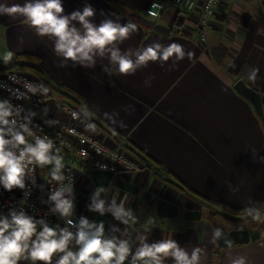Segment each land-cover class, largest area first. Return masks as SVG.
Returning a JSON list of instances; mask_svg holds the SVG:
<instances>
[{
    "label": "crops",
    "instance_id": "crops-1",
    "mask_svg": "<svg viewBox=\"0 0 264 264\" xmlns=\"http://www.w3.org/2000/svg\"><path fill=\"white\" fill-rule=\"evenodd\" d=\"M152 1L63 0V4L65 14L82 11L86 4H91L97 11L95 23L104 19L120 24L135 23L137 32L117 44L122 53L134 57L137 49L149 44L166 47L176 42L184 48L183 59L162 62L163 67L160 62H149L132 75L119 74L107 53L104 57L97 55L93 67L65 64L54 52L53 39L37 35L23 18L0 15V66L5 65L4 54L9 51L13 57L5 66L19 53L40 57L45 83L55 92L70 89L72 93L65 92L73 96L80 109L88 110L98 135L110 144H126L147 166L120 178L140 186V193L121 189L115 181L101 186L104 194L110 195L105 210L113 198L117 202L124 200L126 207L133 210L137 221L127 226L132 241L137 234L146 235L149 242L171 237L189 259L194 250H199L196 264H234L241 259L244 264H264V162L258 161L264 157V127L253 103L234 87L239 79H244L262 94L264 107V3L218 0L215 12L209 16L208 39L202 42L196 29L199 9L183 15L173 4L165 8L154 20L170 27V34L147 28L129 14L131 11L147 16L145 9ZM0 3L11 5L23 0H0ZM181 22L182 27L178 28ZM73 24L82 28L78 21ZM190 52L195 54L192 59L188 56ZM253 67L259 69L255 83L248 79ZM146 79L151 82L150 87ZM50 112H58L54 104ZM50 112L40 115L49 118ZM135 149L147 153L209 198L260 211V219L253 218L248 224L254 231H260V237L219 248L210 221L198 224L195 221L198 219L179 217L181 205L185 206L184 211L200 209L203 215L205 206L200 199L165 182L155 173V166L137 156ZM254 151L257 160L253 158ZM70 163L75 168L76 180L68 186L74 189L76 205L88 211L86 206L93 203L89 196L100 186L86 173L87 167L73 160ZM143 191L177 203L178 215L159 216L144 199ZM88 213L96 216L97 222H104L108 235L112 234L111 226L119 224L110 214ZM154 215L160 220L153 219ZM163 264H175V261L169 257Z\"/></svg>",
    "mask_w": 264,
    "mask_h": 264
},
{
    "label": "clouds",
    "instance_id": "clouds-1",
    "mask_svg": "<svg viewBox=\"0 0 264 264\" xmlns=\"http://www.w3.org/2000/svg\"><path fill=\"white\" fill-rule=\"evenodd\" d=\"M0 15L23 18L37 35L53 39L54 52L65 64L73 62V65L79 63L93 67L95 57H104L107 53L119 74L132 75L141 65L147 67L149 62H160L163 67L162 62L183 59L185 55L183 46L176 42L166 47L160 43L149 44L137 49L134 57L122 53L117 44L129 39L130 33H136L137 25L131 21L120 24L111 19L95 23L97 11L91 4H86L82 11L65 14L63 0H23V3L11 5L0 3ZM74 21H78L82 28L75 26ZM194 55L190 52L189 59ZM12 57V52H6L4 64L7 65ZM258 72L259 69L253 67L248 73L249 81L255 83ZM8 81L11 84L0 81V90L9 93L8 97L0 96V185L8 193H13L14 189L24 190L19 200L21 206L31 197V192L26 190L28 178L34 186L43 188L34 175L37 168H50L51 181L57 187L49 191L47 200L41 201L46 205L51 202V206L39 219L23 207L11 206V200L7 202L8 213L0 214V264H21L22 261L28 264H163L169 257L175 264H196L199 250H194L189 259L187 252L171 237L149 242L146 235L137 234L132 241L127 226L137 221L133 210L126 207L124 200L117 202L115 198L105 210L106 200L100 199L103 188L95 190L92 205L86 207L101 216L110 214L119 222L111 226L112 234H106L103 221L90 220L84 215L74 219L75 193L73 187L65 184L66 180L70 182V176L66 175L62 149L50 136L36 133L35 129L42 127L34 123L36 111L13 102L30 101L34 96L46 98L50 89L44 83L28 81L15 74H8ZM145 83L151 86L149 80L146 79ZM38 102L43 103V100ZM41 111L46 116L50 109L45 106ZM69 114L73 120L81 122L84 132L96 133V125L91 122L86 108L72 110ZM57 124L59 121L54 119L44 120L48 127ZM72 131L76 134L75 130ZM80 138L81 143L87 142L82 134ZM81 151L86 155L84 150ZM253 158L257 160L255 151ZM258 161L264 162V157H259ZM254 211L253 218L259 220V211ZM49 215L62 220L64 226L51 225L47 219ZM148 223L153 221L150 219ZM119 225L125 228L121 229ZM144 229L148 231L147 224ZM234 264H244V261L241 259Z\"/></svg>",
    "mask_w": 264,
    "mask_h": 264
},
{
    "label": "built area",
    "instance_id": "built-area-1",
    "mask_svg": "<svg viewBox=\"0 0 264 264\" xmlns=\"http://www.w3.org/2000/svg\"><path fill=\"white\" fill-rule=\"evenodd\" d=\"M259 3H264V0H252ZM170 4L177 7L183 15H187L190 12L199 9L198 25L196 27L198 37L202 42H206L208 39L209 29V16L215 12L218 4V0H153L151 4L145 9V13L148 17L157 18L161 15V12L167 8ZM178 28L182 27V22L177 25ZM8 74H15L18 77H23L28 81L35 83H44L43 80L17 69H10L7 66H0V81L8 82ZM48 86V85H47ZM13 87H19V85H13ZM49 87V86H48ZM50 92L46 98L34 96L30 101H13L14 103H21L26 109H31L37 112V116L34 120L35 124H39L42 127L35 129L39 135H48L53 140L56 146L62 149V155H64L66 163V175L70 176V182L65 181L66 185L73 184L76 180V172L74 166L70 163L74 162L87 167L88 169H102L111 171L114 178L123 177L131 172H138L146 169L147 166L135 156V154L129 149V147L119 142L118 145L108 143L104 138L98 135V129L95 134L84 132L83 125L80 121L73 120L70 116V111L80 110V108L70 100L64 98L58 91L55 92L49 87ZM0 96L8 97L7 91L0 90ZM43 100V103L38 101ZM51 104L55 105L58 112H50L49 118H44L40 114L41 110L47 106L50 109ZM60 113V114H58ZM45 119H54L59 121V124L54 127H48L44 125ZM91 122L94 123L90 117ZM75 130L76 134H73ZM81 134L87 138V142L81 143ZM86 152L82 154V151ZM37 183L43 185V188L34 186L31 182V178L26 181V190L31 192V197L26 201L24 205L19 204V200L23 197V191L20 189H14L13 193H8L3 190L0 185V214H7L9 206L7 202L12 201L14 207H23L30 215L41 218L44 213L48 211L49 205L42 204V200H47L49 191L57 187L54 181L50 178V168L46 171L44 176L41 175V168H37L34 172ZM76 205V203H75ZM80 215L88 217L90 220L96 221V216L87 214L81 210L77 205L75 207L74 219H78ZM49 223L53 226L60 224L64 226V222L59 220L56 216H47Z\"/></svg>",
    "mask_w": 264,
    "mask_h": 264
},
{
    "label": "water",
    "instance_id": "water-1",
    "mask_svg": "<svg viewBox=\"0 0 264 264\" xmlns=\"http://www.w3.org/2000/svg\"><path fill=\"white\" fill-rule=\"evenodd\" d=\"M131 16H133L138 22L145 25L147 28L158 30L165 34H170L171 28L163 25L161 23H157L154 19H151L145 15L137 14L135 12H129ZM235 89L242 96L249 99L255 108L256 113L264 127V107L262 102V94L257 90L250 87L244 79H239L235 83ZM90 177H92L97 184L101 186L109 185L111 182L115 181L116 186L133 192L140 193V186L131 184L119 177L114 178L113 173L111 171L102 170V169H88L87 172ZM144 199L154 206L156 212L161 217H176L180 211L179 205L173 201H170L164 197L158 196L156 193L151 191H143ZM184 216L195 220L200 219L202 217V210L200 209H188L183 212ZM215 219V218H214ZM211 224L215 230L216 242L219 248L221 247H232L238 244L247 243L253 239L260 237V231H254L250 227L245 228H229L224 223L218 220L210 219ZM264 224V219L262 220ZM217 231H219V235H217Z\"/></svg>",
    "mask_w": 264,
    "mask_h": 264
},
{
    "label": "trees",
    "instance_id": "trees-1",
    "mask_svg": "<svg viewBox=\"0 0 264 264\" xmlns=\"http://www.w3.org/2000/svg\"><path fill=\"white\" fill-rule=\"evenodd\" d=\"M124 10L128 11L123 7ZM150 18V17H149ZM152 19V18H151ZM5 61L2 63L4 64ZM5 66V65H3ZM10 69H17L40 78L45 82L44 72L40 64V57L29 54V53H19L15 56L14 60L7 66ZM68 92L72 91L70 89H65ZM58 90V92L67 100H70L74 103L73 96L68 92ZM136 155L139 156L143 161H150L155 166V173L161 177L165 182L172 184L173 186L186 191L188 194L192 195L195 199H200V201L205 205H208L215 209L216 220L224 223L226 226L232 228H245L250 224L251 220L255 215V211L246 207L237 206L226 200H214L209 198L186 183H184L181 178L175 175L172 171L161 166V163L155 160L153 157L147 155V153H142L135 149ZM152 164L150 166H152ZM48 168H41V175L44 176ZM172 178H171V177ZM252 212L250 215L249 212ZM260 212V211H259Z\"/></svg>",
    "mask_w": 264,
    "mask_h": 264
},
{
    "label": "rangeland",
    "instance_id": "rangeland-1",
    "mask_svg": "<svg viewBox=\"0 0 264 264\" xmlns=\"http://www.w3.org/2000/svg\"><path fill=\"white\" fill-rule=\"evenodd\" d=\"M153 19H158V18H153ZM78 164V163H77ZM105 187V186H104ZM104 187H100V188H103L104 189ZM94 193L95 192H92V194H90V196L89 197H91V199H92V196L94 195ZM105 193V190L102 192V194H101V196H100V198H102V197H105L104 199L106 200V201H109L110 200V195L108 194V195H105L104 194ZM191 197H193V196H191ZM93 202V201H92ZM205 206V208H203V215H202V217L200 218V219H198V220H195V221H197L196 223H198V224H200L201 222H207L208 224H209V221H210V219H209V217L210 216H212V217H214V216H216V213H215V209L214 208H212V207H210V206H208V205H204ZM80 208V207H79ZM185 208V206L184 205H181V211H180V218L181 219H186V218H184V214H183V212H184V209ZM81 210H83L82 208H80ZM84 211V210H83ZM87 214H89L88 213V211H85ZM90 215V214H89ZM153 219H156V221H159L160 219L157 217V216H153L152 217ZM212 227V226H211ZM248 227V226H247ZM215 231V230H214Z\"/></svg>",
    "mask_w": 264,
    "mask_h": 264
},
{
    "label": "flooded vegetation",
    "instance_id": "flooded-vegetation-1",
    "mask_svg": "<svg viewBox=\"0 0 264 264\" xmlns=\"http://www.w3.org/2000/svg\"><path fill=\"white\" fill-rule=\"evenodd\" d=\"M209 219H212V220H215L212 216L211 217H209ZM227 227H229V228H232V227H230V225L229 226H227Z\"/></svg>",
    "mask_w": 264,
    "mask_h": 264
}]
</instances>
